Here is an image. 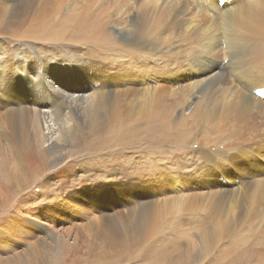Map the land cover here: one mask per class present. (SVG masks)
Wrapping results in <instances>:
<instances>
[{
  "label": "rangeland",
  "instance_id": "rangeland-1",
  "mask_svg": "<svg viewBox=\"0 0 264 264\" xmlns=\"http://www.w3.org/2000/svg\"><path fill=\"white\" fill-rule=\"evenodd\" d=\"M100 1L103 0H51L49 4L44 5L46 8L44 19L50 25L49 30H53L58 36L68 37L73 45L79 46L82 53L86 49H91L100 57H110L113 55L112 53L119 50L118 47H114V43L104 44L98 39H89L80 34H75L78 38L64 35L70 18L82 12L98 20L101 29L112 36L108 18L115 17L116 14L113 13L111 7H97L96 4ZM30 22L33 23L29 20V24H31ZM120 28L116 27V29ZM173 28L174 26L171 27V30ZM0 40L5 45L16 47V53L12 51V60L16 65L15 71H17L16 81L3 79V72L6 71L2 66L3 59L0 57V86H7L15 93L7 105L0 106V168L5 173V178H3L0 172V228L10 222L11 218H7V216L15 212L17 215L33 218L52 227L56 234V240L60 243L53 250L47 247L43 252L35 241L38 239L37 236L32 234L27 240L20 241L21 246L15 243L19 240L2 243L0 258L12 256L15 260L17 259L16 264H218L216 258L213 257L214 252L215 254L219 253L217 249L212 252V257H207L204 262L191 261L196 248L194 243H198L196 231L192 228H198V232L210 231L213 220H215L214 210L216 207L229 206L233 218H241V223L232 238L221 241L220 249L224 256L220 259V264H264V173H262L264 171L257 174L255 177L257 181L254 185L251 184L250 177L241 179L237 185H242L243 191L236 201H225L224 198L228 195H225L223 199L216 198V200H221L220 205L210 203L213 200H205L204 204L209 211L198 220L190 219V215L186 211L189 203L184 202L185 196L200 194L209 188L221 190L214 186L207 187V182L203 178H191L198 165L193 168L194 164H185L183 159H177L175 163H166L167 166L178 168L177 171L181 176L182 172L186 170L177 184L181 190H168L166 189V179L159 180L166 169L162 164L163 160L169 153H180L184 150L197 152L201 146L205 145L203 142H207L208 139H212L210 143L214 144V148L224 143L227 144L235 127H239L245 120H247L246 127L251 128L246 131L244 147L248 148L249 153L260 152V148H263L264 151V112L262 110L249 108L248 115L240 117L234 108H217L213 112L208 103L217 90L227 92L239 87L240 68L234 72L232 66H228L224 67L226 69L223 71H219L225 77L207 91L203 100L200 101L198 106L203 110H210L212 112L210 117L203 119L193 114L196 119L193 121L189 118L183 119L180 114L181 94L190 91L192 85L216 72L218 64L223 63L224 66V63L228 62L229 51L226 52L227 56L222 53L211 55V60L214 62L212 67H180L176 66V62H173L171 66H173L174 77L171 81V89L175 91L174 99H167L158 106L148 105L137 100L119 103L114 105L111 112L107 111L97 117V111H91L94 102L87 105V102L74 101L73 93L84 95L86 92L92 91V85L96 84L95 82L99 79L97 72L100 69H107L104 64H95L93 60L88 63L46 64L43 59L48 57V45L52 41L39 42L30 39L23 42V40L11 39L3 35H0ZM180 43L182 47L191 46L188 52L197 51L193 46L192 36L189 39H180ZM152 62L158 64L154 59ZM234 64H240V62H234ZM107 73L108 71L103 75H107ZM160 73L162 72L158 74ZM18 76L20 80H18ZM53 78L60 85L51 86L49 82ZM100 79L106 80L104 77ZM161 81L167 82L168 80L162 78ZM99 82L100 80L97 81V83ZM112 83L114 84L112 87L125 89L127 87L126 84L117 82L116 78H113ZM89 84L90 86L87 87ZM159 84H161L160 81ZM39 87L60 88L70 93L67 98L66 115L63 116L64 120L60 122V126L65 124L67 127H79L74 136V139L80 137L79 146H71L72 144L68 143L69 137L65 138L64 142L60 141L57 129L53 127H50L49 130L52 133L48 135L49 139L46 141V144L51 148L48 150L43 148L45 152L39 150L34 139L29 141V133L25 128H30L33 138L31 130L41 133V127H32V124L27 123L29 114L34 110L28 106L35 107V111L44 109L42 107L48 110L54 108L52 103H48V105L34 104V100L37 99L34 98V93ZM242 90L243 99H246V95L250 94V89L243 84ZM50 94L49 99H52L55 90H52ZM55 96H59V93H56ZM214 101L216 107L221 105L217 99ZM11 111L13 115L9 118L8 113ZM79 111H83L81 115H79ZM81 117L87 124L97 121L98 125L85 127L80 123ZM153 117H156L162 124L152 125ZM11 119H14L15 123H12ZM145 127H165L159 135L163 141L157 142L158 132L152 133ZM255 128L257 131L253 130ZM234 146L238 147L237 144ZM153 149H158L160 153L146 158H135L134 162L130 164L124 162L132 155L133 151L145 152ZM120 152H123V155H120ZM226 152L232 151L227 147L224 153ZM111 164H122L128 171L133 172L134 176L137 175V178L132 179L136 183L122 185V187L134 186L136 189L139 188V185L142 187L134 194H129V189L117 187L114 191H110L114 196L125 199L134 198L142 193L141 189H146L150 193V197L145 199L156 204V207L151 211L154 213L153 220L146 234L142 235L140 239L136 240L125 236L123 239H112L97 228L98 217L91 214L81 215L78 212L76 219L62 215L60 218H55L58 220L55 224L51 223L52 219L49 214L47 215L48 221L42 218L41 211H49L48 209L52 207L47 203L72 204L66 199L67 195L62 191L61 186H75L78 185V182L80 185L86 184L88 179L105 184L110 180L107 168H110ZM261 166L264 168V160H262ZM63 169H67V171L63 172ZM75 171H77L76 177L67 180L66 173L74 174ZM51 174H56V177L48 179L47 176ZM143 174L150 177L141 178ZM182 187L184 188L182 189ZM223 189L227 193L231 190V186H226ZM56 197L61 199L54 201ZM178 198L179 200H177ZM176 201L177 206L180 207L173 212L172 206ZM123 209L126 210L125 207ZM142 210L140 207L133 210L138 225L143 216ZM116 220L112 224L115 230L121 232L120 223ZM258 222H260L259 227H257ZM130 223L132 226L136 224L134 219H131ZM98 230L109 238L96 236L95 232ZM16 234L20 236L18 232ZM1 237L3 238V236ZM254 243L262 244L263 248L260 251L253 249ZM28 246H31L32 251ZM247 249H252L254 252L247 251L245 253ZM15 252L19 253L18 258L14 256Z\"/></svg>",
  "mask_w": 264,
  "mask_h": 264
},
{
  "label": "bare ground",
  "instance_id": "bare-ground-1",
  "mask_svg": "<svg viewBox=\"0 0 264 264\" xmlns=\"http://www.w3.org/2000/svg\"><path fill=\"white\" fill-rule=\"evenodd\" d=\"M50 1L0 0V35L11 39H20L23 42L30 39L39 42L52 41L48 45L49 55L46 59H43L46 64L88 63L90 60H93L95 64H104L107 69H104L105 71L100 69L97 72L100 82L97 83V80L96 84L92 85V91L85 94L83 92L84 95L78 93L75 95L73 93L74 101L87 102V105L94 102L91 106V111H97V117L102 116L107 111L111 112L114 105L119 103L137 100L148 105L158 106L167 99H174L175 91L171 89V81L174 77L173 66H171L173 62H176V66L180 67H212L214 62H212L210 56L221 53L227 56V51H229L230 55L228 62L224 63V66L223 63L218 64L216 72L192 85L190 91L181 94L180 114L183 119L189 118L196 121L194 116L207 119L212 115L211 111L214 112L217 108H234L240 117L248 115L249 108L264 112V99H262L264 98V0L100 1L96 4L97 7H111L113 13L116 14L115 17L108 18L112 36L101 29L98 20L82 12L70 18L64 35L75 36V34H80L89 39H98L104 44L114 43V47H118L119 50L116 53H112L113 55L110 57H100L91 49H86L82 53L79 46L73 45L68 37L58 36L53 30H49L48 27L50 25L44 19L46 14L44 5L49 4ZM29 20L33 23L30 22L31 24H29ZM172 26H174L173 30H171ZM116 27L121 28L116 29ZM185 36L186 38H184ZM191 36L194 43L193 46L197 51L188 52L191 46L182 47L180 39H189ZM75 37L78 38L77 35ZM219 50H222V52ZM12 51L16 53V47L5 45L0 40V57L3 59L2 66L6 71L3 72V79L16 81L15 75L17 71H15L16 65L12 60ZM152 59L157 61L158 64L152 62ZM234 62H240V64H234ZM81 65L84 66V64ZM228 66H232L234 72L240 68L241 81L239 87L227 92L217 90L216 94L208 102L211 111L201 109L198 106L200 101L203 100L207 91L225 77L220 72L226 69L224 67ZM106 71H108L109 75L108 73L103 75ZM159 72L162 73L158 74ZM103 77L106 78L105 81L100 79ZM113 78H116L117 82L126 84V89L112 87L114 85L112 83ZM162 78H166L168 81L163 82L161 81ZM18 80H20L19 76ZM159 81L161 84H159ZM49 83L53 87H56L57 84L60 85L55 81V78ZM243 84L250 89V94L246 95V99H243ZM89 86L90 84L87 85V87ZM53 87H39L34 93V98H37L34 100V104L48 105V103H52L53 109L48 110L42 107L44 109L35 111V107L28 106V108H34V110L29 114L27 123L32 124V127H41V133L31 130L32 138L30 128L26 127L25 129L29 133V141L34 139L39 150L43 152L51 148L46 144L49 139L48 135L52 133L49 130L50 127L57 129L60 141L69 137L68 143L70 142L71 146H79L81 143L80 137L74 139L75 132L79 130V127H67L65 124L62 127L60 126V122L64 120L63 116L66 115L68 108L67 98L70 93L59 87V89ZM52 90H55V94L59 93V96L52 94V99H49ZM14 94L9 87L1 85L0 106L7 105ZM194 98L195 101H193ZM214 99H217L221 105L216 107ZM12 111L8 113L9 118L13 115ZM82 112L79 111V115ZM21 116L24 117L22 114ZM11 120L12 123H15L14 119ZM210 120L207 121L209 122ZM56 123H58V127ZM80 123L85 127H96L98 125L97 121H91L87 124L83 117L80 118ZM246 123L247 120L242 121L239 127H235L227 144L224 143L214 148V144L210 143L212 139H208L207 142H203L205 145L201 146L197 152L193 150H184L180 153L171 152L163 160L162 164L166 169L159 180L166 179V189L181 190L177 187V184L179 178L186 173V170L182 172L181 176L177 171L178 168L166 165V163L170 162L175 163L177 159H183L185 164H194L193 168L198 165L191 178H203L207 182V187L214 186L221 189L218 191L209 188L203 193L185 196L186 200L184 202L189 203L186 211L189 213L191 220H198L209 211L204 204L207 199L213 200L210 203H218L220 205L221 200H216V198L223 199L225 195H228V197L224 198L225 201H236L243 191V186L237 185L241 182V179L250 177L251 184L254 185L257 181L255 179L257 174L264 171L261 166L262 160H264L263 148H260V152L249 153L248 148L244 147L246 131L251 128L246 127ZM151 124L159 125L162 122L153 117ZM145 128L152 133L158 132L156 141H163L159 135L165 127ZM253 130L257 131L256 128ZM234 144H237L238 147H235ZM227 147L232 152L224 153ZM156 153H160V151L158 149L145 152L136 150L131 152L134 156H129L124 162L130 164L134 162L135 158H146ZM120 155H123V152H120ZM62 171L66 172L67 169ZM0 172L5 178V173L1 168ZM107 173L110 180L105 184H99L88 179L89 181L86 184L80 185L78 182V185L75 186H61L60 188L67 195L66 199L72 204L47 203L52 207L50 206L51 209L49 208V211H41L43 213L42 218L48 221L47 215L49 214L52 219L51 223L55 224L58 222L55 218H60L62 215L76 219L78 218V212L81 215L91 214L98 217L97 228L112 239H123L124 236L136 240L140 239L142 235L146 234L153 220L154 213L151 211L156 207V204L145 199L150 197V193L146 189H141L142 193L134 198L125 199L114 196L110 191H114L117 187L129 189V194H134L136 190L142 187L140 185L137 189L134 186L122 187V185L136 183L132 179L134 177L137 178V175L134 176V173L128 171L122 164H111L110 168H107ZM76 175L77 171L74 174L66 173L67 180L73 179ZM54 177H56V174L47 176L48 179H53ZM149 177L147 174H143L141 178ZM226 186H231V190L227 193L223 189ZM59 199L61 198L56 197L54 201ZM123 207H125V211ZM135 207L143 209V216L139 225L135 220V212L133 211L136 209ZM179 207L176 201L172 206V211L175 212ZM229 209H231L229 206L216 207L214 210L215 220H213L210 231L202 230L198 232V228H192L196 231L198 243H194L196 248L192 254L191 261L204 262L207 257L211 258L212 252L217 249L219 253L215 254L214 252L213 257L220 264L219 261L224 256L223 251L220 249L221 241L232 238L241 223V218H233L232 211ZM8 217L12 221L9 219L10 222H7V225L1 226L0 245L7 241L15 242V240H19L15 243L21 246L22 243L20 241L22 239L27 240L29 236L35 234L38 238L35 241L43 252L47 247L53 250L56 246H59L60 243L57 242L56 234L52 227L33 218L17 215L15 212L10 216L8 215ZM115 219L120 223L121 232L115 230L112 224ZM131 219H134L136 223L133 226L130 223ZM259 226L260 222H258L257 227ZM17 232L20 236L16 234ZM102 232L98 230L95 235L109 238ZM22 236L24 237L22 238ZM28 248L32 251L31 246H28ZM252 248L260 251L263 245L254 243ZM247 251L250 253L254 252L252 249H247L245 253ZM14 256L18 258L19 253L15 252ZM16 260L12 256L0 258V264H16Z\"/></svg>",
  "mask_w": 264,
  "mask_h": 264
}]
</instances>
